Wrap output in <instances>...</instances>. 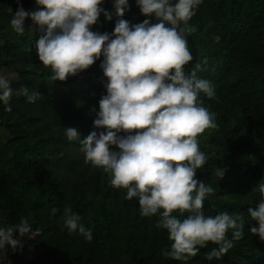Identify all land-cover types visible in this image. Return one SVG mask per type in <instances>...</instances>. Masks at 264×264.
<instances>
[{"label":"trees","instance_id":"trees-1","mask_svg":"<svg viewBox=\"0 0 264 264\" xmlns=\"http://www.w3.org/2000/svg\"><path fill=\"white\" fill-rule=\"evenodd\" d=\"M113 2L101 5L112 19L101 14L91 30L112 31ZM20 3L26 11L38 7L35 0ZM16 8L17 0H0V75L13 89L8 110L0 103V226L24 217L32 231H41L22 237L15 250L6 245L0 264H264V241L248 232L256 222L247 214L261 198L256 184L264 183V0H201L189 20L193 59L185 71L199 64L197 76L216 90L214 98L201 94L217 125L197 136L208 159L195 178L214 189L202 207L206 215L243 213L245 228L220 258L207 259L216 247L208 242L187 261L162 255L171 241L156 226L157 216H140L137 199H124L126 189L112 186L101 167L85 163L81 145L66 138L65 127L77 129L82 139L94 130L98 101L106 94L100 60L65 81L51 80L50 68L38 59L39 33L31 19L25 18L23 33L10 24ZM122 18L145 19L135 0H128ZM22 85L41 97L28 102L18 92ZM216 167L226 169L220 179ZM65 207L92 228L91 241L63 226ZM226 235L231 238V230Z\"/></svg>","mask_w":264,"mask_h":264},{"label":"clouds","instance_id":"clouds-1","mask_svg":"<svg viewBox=\"0 0 264 264\" xmlns=\"http://www.w3.org/2000/svg\"><path fill=\"white\" fill-rule=\"evenodd\" d=\"M102 2L35 0L37 9L26 11L17 0L10 24L23 33L25 18L31 19L39 33L38 59L50 68L53 81H65L100 60L106 94L98 101L94 130L82 139L77 129L65 127L66 138L81 145L85 163L101 167L112 186L126 189L124 199H137L140 216H157L156 226L171 241L163 256L187 261L211 242L216 247L207 259H218L244 236L245 219L240 212L206 215L202 205L214 189L195 178L208 159L197 136L217 127L201 99V94L216 96L214 84L197 76L199 64L188 72L184 68L193 59L187 36L195 27L189 20L201 0H135L145 17L138 23L122 18L128 0H114L116 19L110 33L91 30L101 14L106 21L112 19ZM18 92L28 102L41 97L23 85ZM12 95L10 80L0 75V103L6 110ZM225 171L216 167L215 176L220 179ZM255 190L261 198L255 210L247 209L250 221L256 222L248 224V232L264 241V183L258 182ZM174 210L187 215L180 218ZM63 226L70 234L93 238L92 228L69 207L63 210ZM40 231H32L24 217L0 226V250L6 251V245L15 250L22 237Z\"/></svg>","mask_w":264,"mask_h":264},{"label":"rangeland","instance_id":"rangeland-1","mask_svg":"<svg viewBox=\"0 0 264 264\" xmlns=\"http://www.w3.org/2000/svg\"><path fill=\"white\" fill-rule=\"evenodd\" d=\"M25 258H29V259H31L30 255H29V256H26ZM25 258H24V259H25Z\"/></svg>","mask_w":264,"mask_h":264}]
</instances>
